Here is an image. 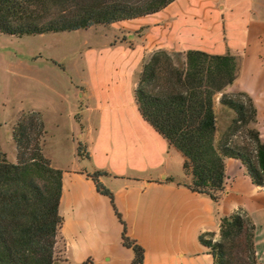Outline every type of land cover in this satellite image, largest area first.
I'll return each instance as SVG.
<instances>
[{"label":"crops","instance_id":"1","mask_svg":"<svg viewBox=\"0 0 264 264\" xmlns=\"http://www.w3.org/2000/svg\"><path fill=\"white\" fill-rule=\"evenodd\" d=\"M136 18L142 20L131 30L141 29L139 36L85 48L79 66L84 80L68 78L71 88L80 87L68 104L71 116L81 115L83 130L75 121L74 130L84 154L77 156L75 143L64 164L46 156L61 170L56 247L63 243L67 264H131L117 212L125 235L143 249L141 264H213L198 234L213 231L217 238L219 218L242 208L254 224L256 259L264 264V189L230 157L223 160L216 203L188 189L183 156L142 119L133 96L141 65L154 50L229 52L237 58V73L214 95V114L222 92H244L255 109L251 126L264 143V0H172ZM94 170L105 172L98 181L112 203L86 175Z\"/></svg>","mask_w":264,"mask_h":264},{"label":"trees","instance_id":"2","mask_svg":"<svg viewBox=\"0 0 264 264\" xmlns=\"http://www.w3.org/2000/svg\"><path fill=\"white\" fill-rule=\"evenodd\" d=\"M171 1L0 0V33L19 37L85 29L151 14ZM180 56L175 63L168 52L158 49L142 63L133 90L140 116L181 153L191 191L216 203L223 191L226 157L239 160L251 183L264 189V143L251 126L255 109L244 92L219 96L220 107L231 116L215 136L214 95L235 79L236 56L196 49ZM240 128L244 138L234 139ZM44 132L37 112L21 114L11 128L15 162L0 157V264H67L63 243L56 247L61 170L42 154ZM78 152L77 143V156ZM104 173L94 170L86 175L112 203L111 192L98 181ZM116 216L122 224V244L132 250L131 264H141L142 247L125 235L124 223L117 212ZM253 230L246 211L237 208L219 218L216 239L213 231L200 232L197 239L213 264H259Z\"/></svg>","mask_w":264,"mask_h":264},{"label":"rangeland","instance_id":"3","mask_svg":"<svg viewBox=\"0 0 264 264\" xmlns=\"http://www.w3.org/2000/svg\"><path fill=\"white\" fill-rule=\"evenodd\" d=\"M142 19L133 18L109 24H92L85 29L47 32L22 36L0 33V157L15 162V147L11 128L18 117L30 111L37 112L45 132L41 138L42 154L51 156L56 163L71 160L75 143L78 155L84 154V143L74 130V121L83 130L81 115L72 116L68 99L80 90L77 83L84 77L79 70L85 48H97L101 43L130 42L133 26ZM181 53H171L174 62ZM68 78L77 83L75 88ZM216 137L228 124L231 113L220 107L215 113ZM234 139L244 138L242 129ZM10 162V161H9ZM213 238L216 237L213 235ZM61 255V254H60Z\"/></svg>","mask_w":264,"mask_h":264}]
</instances>
